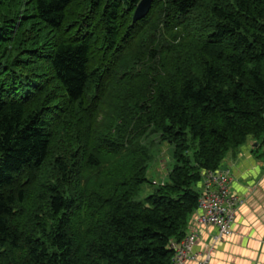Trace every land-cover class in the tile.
I'll use <instances>...</instances> for the list:
<instances>
[{"label":"trees","instance_id":"obj_1","mask_svg":"<svg viewBox=\"0 0 264 264\" xmlns=\"http://www.w3.org/2000/svg\"><path fill=\"white\" fill-rule=\"evenodd\" d=\"M139 1L0 0V264H172L205 172L264 134V0ZM147 130L175 163L135 199Z\"/></svg>","mask_w":264,"mask_h":264},{"label":"crops","instance_id":"obj_2","mask_svg":"<svg viewBox=\"0 0 264 264\" xmlns=\"http://www.w3.org/2000/svg\"><path fill=\"white\" fill-rule=\"evenodd\" d=\"M231 171L229 189L243 199L233 233L216 243L210 264H264V134L230 151L221 166ZM195 229L189 223V229ZM198 247L210 242L213 227L196 228Z\"/></svg>","mask_w":264,"mask_h":264},{"label":"built area","instance_id":"obj_3","mask_svg":"<svg viewBox=\"0 0 264 264\" xmlns=\"http://www.w3.org/2000/svg\"><path fill=\"white\" fill-rule=\"evenodd\" d=\"M231 179L228 168L205 172L197 207L190 219V224L195 229H189L180 241L170 242L172 264H210L216 243L232 235V225L243 199L230 191ZM201 227H213L215 232L210 242L198 247L196 228Z\"/></svg>","mask_w":264,"mask_h":264},{"label":"rangeland","instance_id":"obj_4","mask_svg":"<svg viewBox=\"0 0 264 264\" xmlns=\"http://www.w3.org/2000/svg\"><path fill=\"white\" fill-rule=\"evenodd\" d=\"M133 16V15H132ZM158 20V13L154 12L151 16L149 26H154L157 23ZM133 21V20H132ZM175 34L174 32L168 31V36H171ZM180 38V35H174L173 39L174 42H177ZM135 41H133L129 47L127 48V51H125V55L122 57V67H125L128 65V62L126 59H124V56H127L130 51L136 52L135 48ZM134 52L132 54L134 55ZM163 61L166 62L170 59V56L168 55H162ZM163 72V71H162ZM105 97V96H104ZM107 97L104 98V101L100 102V105L96 109L95 118H97V121L101 120L106 121L104 116L107 114V110L109 108V105L106 103ZM99 122V123H100ZM101 127V126H99ZM99 129V130H98ZM98 132H102V128L96 129ZM145 134V133H144ZM253 138L251 137V140ZM136 143L139 145L144 146L147 148L148 151V161H147V178L148 182L142 184L140 190L138 191L137 195L135 196V199H142L146 194L152 193L154 189L158 186V184L163 183L164 181H167V172L169 169H171L175 163V160L173 158V147L168 142L161 141L159 138L158 133H153L152 131H148L145 135H142L137 138ZM76 148V144L74 145ZM98 154H96L97 157ZM102 155H98V159L102 160ZM224 162V161H223ZM104 165H102L99 168V171L102 170ZM88 173L90 175L95 174L97 170H86L84 173ZM83 184L85 180H82ZM202 184V183H201ZM200 187V186H199ZM188 230V229H187Z\"/></svg>","mask_w":264,"mask_h":264},{"label":"water","instance_id":"obj_5","mask_svg":"<svg viewBox=\"0 0 264 264\" xmlns=\"http://www.w3.org/2000/svg\"><path fill=\"white\" fill-rule=\"evenodd\" d=\"M152 0H140L135 7L133 12L132 20L133 22L143 18L149 11L151 7Z\"/></svg>","mask_w":264,"mask_h":264}]
</instances>
